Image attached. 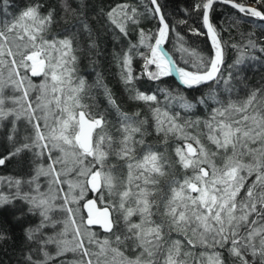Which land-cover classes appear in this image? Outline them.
<instances>
[{"label":"snow or ice","instance_id":"6c2138e0","mask_svg":"<svg viewBox=\"0 0 264 264\" xmlns=\"http://www.w3.org/2000/svg\"><path fill=\"white\" fill-rule=\"evenodd\" d=\"M216 4L235 10V23L242 18L264 22V0H195L192 10L206 29L196 34L206 35L213 49L207 58L197 55L195 60L184 55L174 59L165 49L175 29L159 0H147L143 11L123 2L101 9L118 35L139 33V43H130L122 58L126 86L143 77L161 83H167L164 77L176 79L174 87L152 94L129 89L134 91L130 98L149 109L164 144L183 142L168 158L167 149L161 153L145 142L148 120L139 111L129 115L111 100L120 117L115 138L104 131V117L80 103L85 81L75 75L76 33L49 38L52 11L42 13L35 2L7 19L10 0H0V129H7L0 165L21 153H30L35 164L34 175L23 181L30 191L21 194L22 181L8 180V187L17 191L0 192V207L20 199L28 205L27 213L39 217L26 229L34 247L25 264H264V85L253 86L242 97L232 83L233 73L221 71L224 50L213 20ZM83 7V0L78 8L62 2L65 12L82 17L79 27L89 47H95L86 16L78 12ZM149 16L159 22L154 33L139 27L141 18ZM235 23L230 22L229 30ZM241 35L249 38L232 45L237 56L230 66L239 70L257 52L264 54V43L254 33ZM133 56L143 62L135 77ZM235 79L242 83L239 71ZM203 86L207 93L200 91L192 99L185 95ZM198 106L205 110L204 118H192ZM21 119L30 129L22 139ZM189 127L196 132L189 133ZM110 156L123 161L127 170L119 183ZM41 177L47 178L46 186ZM54 211L65 215L54 218Z\"/></svg>","mask_w":264,"mask_h":264},{"label":"trees","instance_id":"16d2710c","mask_svg":"<svg viewBox=\"0 0 264 264\" xmlns=\"http://www.w3.org/2000/svg\"><path fill=\"white\" fill-rule=\"evenodd\" d=\"M35 2L42 5V13L53 12V23L49 38L76 33L72 36L73 46L77 49L75 54L78 57L75 75L85 81V88L79 94L80 103L85 105L86 110L93 115L104 117L107 121L104 129L106 134L115 138L120 135L118 131L120 117L116 107L111 103V100H114L115 105L124 113L131 115L139 111L140 118L148 120V124L145 125L148 129L144 135L145 142L161 153H165V149H167L166 156L168 158L174 157V147L183 142L178 139H170L167 144H164L162 136L158 135L154 129L149 109L142 102L132 100L130 97L134 95V91L130 92L129 89L134 87L145 94H152L156 92L157 88H168L170 85L174 87L176 79L174 77H164L162 79L167 83H161L143 77L134 80L133 85L126 86L122 79V72L124 71L122 58L128 52L130 43H139V33L138 31H131L127 37L118 35L106 23V19L101 13L102 8L106 10L109 5H114L117 2L133 3L143 11L147 6V0H83L84 7L78 9V12H82L86 16L92 32L91 40L96 43L95 47H89L90 41L86 38L84 30L79 27L82 17L76 13L65 12L62 8L63 0H10L11 7L6 9L8 12L7 19H11L26 5ZM68 2L72 4L73 8H78V0H68ZM159 2L167 17V22L175 29L174 32L170 31L165 41V48L174 59L184 55L189 60H195L197 55H203L207 58L213 53L209 38L204 34H196V32L206 33V29L202 25V20L198 18L199 13L192 10L195 0H159ZM214 7L213 20L221 34L224 50V64L221 71L225 76L228 72L233 73L232 83L238 84V94L243 97L253 86L264 85V54L257 52L255 54L256 59L245 61V64L241 66L242 70H239L237 67H230L234 64L237 56V51L232 45L243 43L249 38L247 35L242 36L241 33H254L255 38H258V42L264 43V22L252 20L249 23L242 18L239 23H235V10L231 9L230 6L216 4ZM185 9L188 11L186 12ZM3 18L0 16V19ZM181 20L187 22L180 23ZM230 22L235 23V27H231L229 30ZM139 27L143 28L145 32L154 33L159 27V22L150 16L147 18L142 17ZM193 29L196 31H192ZM176 33L183 37V41L177 38ZM181 46L187 51L184 53L177 52L176 49ZM139 51H145L143 45L140 46ZM131 67L133 76L139 75L143 71L142 58L133 56ZM238 71L239 81H242V83L235 79ZM200 91L207 93V86H203L199 91L187 90L185 95L192 99L198 97ZM109 93L111 94L110 97ZM158 97L163 100L162 94H158ZM191 116L192 118L196 116L204 118L206 112L198 106ZM186 130L189 133L196 132V129L191 127ZM2 131L3 129H0V135H2ZM4 151L5 149L0 146V153ZM122 164L123 161L117 157H109V166L112 167L113 173L118 174L119 181L125 179L127 171L126 168L121 167ZM34 168L35 164L30 153H21L6 160L4 165H0V180L3 181V183H0V192L12 194L17 191L16 188L10 189L8 187L7 182L10 179H20L22 181L19 188L21 194L29 192V185L23 183V181L34 175ZM170 176L171 173L169 172L168 175L162 177V184ZM27 208L28 205L20 199H16L12 204H5L0 207V233L4 235V238L0 239V264H25L24 257L28 254L29 249L34 247L33 243L27 238L26 229L34 227L39 217L27 213ZM64 215L60 212L57 217L61 218ZM68 255L71 256L72 253Z\"/></svg>","mask_w":264,"mask_h":264},{"label":"rangeland","instance_id":"374dc122","mask_svg":"<svg viewBox=\"0 0 264 264\" xmlns=\"http://www.w3.org/2000/svg\"><path fill=\"white\" fill-rule=\"evenodd\" d=\"M5 74H6V73H5ZM34 79H35V78H34ZM5 123H7V121H6ZM18 127H19V135H20V138L22 139L23 136L26 135L28 131H30V129H28V128L26 127V122H25L23 119H21V120L18 122ZM5 131H7V129H3V131H2V135H0V146H2V149H5V147H4V143H5V141L2 140V139H4V133H3V132H5ZM113 174L117 177V181H118V183H119L120 181H119L118 174H115V173H113ZM46 180H47V178H45V177H41V178H40V183H41L42 185L46 186ZM64 187L66 188V185H65ZM59 213H60V211H54L53 213H51V215H52L54 218L59 219V218L57 217V215H59ZM57 227H59V225H58ZM47 231H48V232H52L53 229L49 228V230H47Z\"/></svg>","mask_w":264,"mask_h":264},{"label":"water","instance_id":"95a60500","mask_svg":"<svg viewBox=\"0 0 264 264\" xmlns=\"http://www.w3.org/2000/svg\"><path fill=\"white\" fill-rule=\"evenodd\" d=\"M210 40V39H209ZM211 42V41H210ZM164 47H165V44H164ZM166 49V48H165ZM175 78V77H174Z\"/></svg>","mask_w":264,"mask_h":264}]
</instances>
